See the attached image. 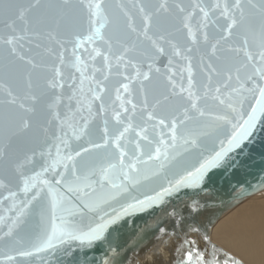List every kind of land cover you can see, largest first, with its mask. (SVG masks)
<instances>
[{
	"label": "water",
	"instance_id": "obj_1",
	"mask_svg": "<svg viewBox=\"0 0 264 264\" xmlns=\"http://www.w3.org/2000/svg\"><path fill=\"white\" fill-rule=\"evenodd\" d=\"M49 2L60 3L61 0H41L42 4ZM235 2L236 0H103L105 5L112 6L108 13L110 19L122 17L120 8L116 7L121 5L133 16L138 26V7L145 6L152 13L149 35L165 50L161 54L152 47L149 40L143 36L137 40L133 35L128 44L131 46L134 43L135 48L126 54L124 62L118 66L115 57L120 54L119 45L113 42L109 53L112 68L105 81L108 90L103 93L106 108L103 113L100 112L101 101L93 100L89 91L90 87H95L97 80H103L102 73H108L102 56H96L93 60L89 55H95L92 53L93 47L99 48L101 52H108L99 39L95 44H86L78 49V54L82 57L80 66L86 65L82 77L76 70L73 45L69 42L73 37L68 33L63 36L66 51L64 63L61 64L57 57L62 49L46 38L43 28L38 29L40 34L30 37L33 41L31 44L27 40L23 41L25 53L40 65L34 71L33 87L28 90L14 70L5 68L4 30L0 24V84L7 82L21 98L26 93L38 98L24 100L26 106L35 108V112L26 114L32 122L27 133L17 134L16 123L6 124L3 119L6 111L3 104L5 94L0 89V264H142L144 257L155 249L163 246L168 248L167 245L170 244L166 242L170 240H175L181 249L192 255L196 253L194 242L198 239L203 240L210 249H221L209 238V230L214 221L232 206L264 190V114L257 113L256 126L248 139L233 149L217 167L209 169L199 185L182 186L163 196L161 201L143 209L129 208V205H136L138 201L155 196L163 188L174 186L175 181L186 174V170L193 171L205 159L214 155L220 149V140H224L226 147L227 139L233 131L232 124L243 123L247 119V113L251 111L250 106L255 104L253 93L248 90L257 84H264V81L259 77L248 80L247 75L251 69L245 70L239 63L243 53L239 56L229 54L233 61L228 65L232 75L230 87H224L222 83L217 85L216 81L221 78L213 77L211 96L217 95L215 88L219 86V95L225 100L224 104L213 100L211 96L205 97L203 88L207 78L200 71L201 59L205 64L208 63L210 45L225 35L223 29L226 21L221 13L225 5L232 12L231 6ZM240 2L246 5L248 0ZM252 2L258 4L259 0ZM217 4L220 5L219 8L214 7ZM133 5L137 7L134 8ZM197 5L208 12L207 19ZM234 14L239 19V10H235ZM185 23L190 25L194 39L189 38ZM202 24L205 26L201 27ZM86 29L85 25L84 34H87ZM111 31L112 25L109 24L101 30V34L107 37ZM205 33L208 35L207 43L204 40ZM239 42L235 35L226 42L221 40L218 47L222 51H218V55L227 54L229 46H237ZM37 43L39 48L36 47ZM173 44L179 48L180 56L173 54ZM185 56L191 57L194 73L191 91L199 97L196 103L198 109L205 113L204 116L191 108L185 71L189 61L184 59ZM169 60L172 61L171 64L168 63ZM133 64L136 65L135 68L132 67ZM55 67H59L64 76L59 81L63 86L50 88L48 82L57 79ZM94 68L101 71L94 73ZM157 68L159 72L156 71ZM237 68H240L239 77ZM137 71L149 72L151 80L143 81L142 76L136 78ZM72 76L75 80L70 78ZM124 76L132 79L124 80ZM169 79L175 84L174 93L172 85L168 83ZM142 82L149 89L147 108L144 107L145 97L140 93ZM121 83L129 84V92L120 88V97L125 101L124 108L127 111L121 108V100L116 98V89ZM156 84L160 87L153 88L152 85ZM181 85L184 91H181ZM255 94L258 95V92ZM128 100L132 103H126ZM133 104L136 105L134 110ZM49 105L52 107L49 108ZM229 105L236 111L233 112ZM117 111L121 114L119 124L114 119ZM149 112H155L156 119L148 120ZM217 116H227L232 124L217 120ZM159 118L165 120V125L158 123ZM173 120L177 124L175 148L172 147L171 138ZM129 124L131 129L121 139L120 146L126 153L123 158L124 171L136 178L138 183L133 184L124 179L120 154L111 144L104 149H92L87 156L82 153L81 157H75V152L82 148H91L93 143L102 144L105 128L112 139ZM217 128L223 129L219 135ZM144 129L146 131L143 135L148 140L136 135L137 131ZM192 136L199 141L195 148L183 143L184 139ZM162 139L165 141L163 145L160 144ZM157 147L161 148L162 153L159 159L155 158ZM69 153L75 159L76 175L72 173L73 161L66 159ZM149 156L153 159H149ZM85 160L86 166L83 164ZM133 163L138 172L127 167ZM109 164L116 165L112 179L117 185L123 186L120 190L112 188L107 181L101 187L100 169L107 168ZM61 173L65 181L79 188L78 193L72 194L74 204H78L80 199L100 195L105 197L100 208L89 212L83 219L80 216L66 217L69 223L65 231L80 234L88 231L89 226L95 227L102 222L101 218L111 219L119 215V219L108 225L98 240H76L64 235L54 241L53 247L37 251L34 245L40 238L51 233L52 225L49 185L44 182L48 181L54 190L66 194L65 187L55 184L56 180L61 179ZM77 176L81 177L79 181ZM84 177H87V181ZM25 181L29 184L28 192L24 191ZM88 183H91V187L87 186ZM37 193L39 197L33 199ZM125 208L129 209L126 213ZM56 223H61L59 213ZM9 229L11 235H8ZM21 251L30 252L31 255L21 256ZM232 260L236 261L234 257ZM183 262L184 258H179L178 264Z\"/></svg>",
	"mask_w": 264,
	"mask_h": 264
},
{
	"label": "snow or ice",
	"instance_id": "obj_2",
	"mask_svg": "<svg viewBox=\"0 0 264 264\" xmlns=\"http://www.w3.org/2000/svg\"><path fill=\"white\" fill-rule=\"evenodd\" d=\"M111 7V5H105L103 0H61L60 3L49 2L47 4H42L41 0H0V24H2L4 30L3 44L5 45L4 60L6 70H14L20 77L23 86L28 90L32 89L34 71L39 68L40 65H38L31 56H28L25 53V45L23 41L27 40L28 43L31 44L33 41L30 39V37L32 35L40 34L38 29L43 28L45 30L44 34L46 35V38L49 41L57 44L62 49L57 57L61 64L64 63V51H66L64 48L65 39H63V36L65 33H68L73 37V39L69 41L73 45L72 55L75 58L76 70L79 71L83 77L86 65L84 67L80 66L82 57L80 54H78V49L82 46H85L86 44H95V42L99 39L107 47L108 52H101L99 48L93 47L92 53L95 55H89L93 60H95L96 56H102L105 69L108 70V73H102L103 80H97L95 87H90L89 91L91 92L93 100L101 101L100 112H105L106 108L103 93L108 90L105 81L108 80L112 68L109 53L112 51L113 42L119 45L118 51L120 54L116 55L115 57L118 66L124 62L126 54L135 48L134 43L131 46L128 44V41L133 37V35H135L137 40L140 39L141 36H143L144 39L149 40L152 47H154L157 52L163 54L165 51L162 46H159L157 40L153 39L149 35L152 25V13L147 11L145 6L138 7L140 19L139 26L137 25V22L133 16L127 10H125L124 6L121 5H116V7L120 8L122 17L110 19L108 13ZM133 7L136 8L137 6L133 5ZM161 7H164V5H161ZM196 7L200 6L197 5ZM214 7L219 8L220 5L217 4ZM231 7L233 9L232 12L229 11V6L225 5L224 10L221 13L226 21V27L223 29L225 35H222L216 41V43H212L210 45L211 53L209 55L208 63L205 64L203 58L201 59L200 71L207 78V83L203 84L205 97L211 96V85L214 76L221 78L216 81L217 85L222 83L224 87H230L232 75L231 68H229L228 65L233 63V61L229 54L239 56L241 53H243V58L239 61V63L245 70L251 69V72L247 75L248 80H253L254 77H259L261 81H264V0H259L258 4L253 3L252 0H248L246 5L241 4L240 0H236L235 4ZM235 10H239V19H237L236 15L234 14ZM181 11H183V9H181ZM200 12L203 13L204 18L207 19L208 12L203 7H200ZM109 24L112 25V31L110 35L105 37L101 34V30ZM85 25L87 26V34H84ZM204 26L205 25L203 24L201 25V27ZM184 27L188 30L189 38L194 39V33L190 25L185 23ZM234 30L236 31L234 32ZM234 35L239 38L240 42L238 45H230L227 49V54L223 56L218 55V51H222V49L218 47L220 45V41L223 40L226 42L229 37ZM204 40L207 43V33L204 34ZM36 47L39 48L40 45L37 43ZM172 49L174 55H181L179 48L175 44L172 45ZM188 51H191V49H188ZM184 59L189 61L185 71L187 72L188 76V98L192 101L191 108L199 111L200 116H204L205 113L198 109V105L196 103V100L199 99V97H196L195 93L191 91L194 86V73L193 66L191 64V57L185 56ZM213 60L216 62L214 63ZM171 62V60L168 61L169 64H171ZM129 63H131V61H129ZM132 67L135 68L136 65L133 64ZM149 68L151 69V65H149ZM99 71H101V69H93L94 73ZM156 71L159 72V68H157ZM236 71L237 76L239 77L240 68H237ZM54 72L57 79L49 81L48 86L50 88H55L57 86L62 87L63 85L60 84L59 81L63 80L64 76L60 68L55 67ZM141 76L143 81L151 80L149 72L140 73L137 71L136 78ZM70 78L75 80L74 76ZM93 79H95V77H93ZM130 79L132 78L129 76H124V80ZM168 83L172 85L174 93L175 84L171 79H169ZM81 84H83V79H81ZM152 87L157 88L160 87V85L156 84L152 85ZM120 88H123L125 92H129V84L121 83L119 88L116 89V98L121 100V108L124 109V111H127V109L124 108L125 101L120 97ZM0 89H3L5 94V99L3 101V104L6 108V111L3 115L5 123L11 124L15 122L18 128L17 134H26L32 126V122L27 118L26 114L34 113L35 108L26 106L24 100H37L38 98L35 95H29L27 93L23 98H21L13 91L12 86L7 82L0 84ZM148 91L149 89H146L142 82L140 86V93L145 97V108H147ZM181 91H184L183 85H181ZM233 91L237 90L233 89ZM248 91L253 93L255 104L250 106L251 111L247 113V119H244L243 123L237 122L236 124H232V121L229 120L227 116L216 117L217 120L224 121L227 124H232L233 131L227 139L226 147L224 140H220V149L215 151L214 155H211L209 158L205 159L203 163H200L199 167H196L193 171L186 170V174L181 176L180 179L176 180L174 186L163 188L161 192L157 193L155 196H149L145 200L138 201L136 205H129V208L139 207L140 209H143L147 205L161 201L163 196L176 191L182 186L199 185L203 181L205 173L209 169L217 167L233 149L239 147L243 141L247 140L256 126L258 119L257 113L259 112L264 114V84H257ZM215 92L217 95L211 96V98L213 100H218L220 104H224L225 100L219 95L221 92V88L219 86L215 88ZM256 92H258V95L255 94ZM165 99H167V97H165ZM126 103H132V101L128 100ZM51 107L52 105H49V108ZM132 107L134 110L136 105L133 104ZM229 107L232 108L233 112L236 111L232 105H229ZM18 113H24L25 115H18ZM114 119L118 124L121 123L120 112L117 111L114 113ZM153 119H156L155 112H149L148 120ZM241 119L243 118L241 117ZM158 123L160 125H165V120L163 118H159ZM85 125H87V121H85ZM130 129L131 124L126 126L123 131L119 132L118 135H115L114 138L110 139L108 130L105 128L103 130L104 139L102 144L93 143L91 148H82L81 151L75 152V157H81L82 153L84 156H87L91 153L92 149H104L111 144L120 154L121 174L124 176V179L133 184L138 183L136 178L131 177L128 172L124 171L125 165L123 158L126 153L121 150L120 146L121 139ZM144 131H146V129L137 131L136 135L141 139L148 140V137L143 135ZM176 131L177 124L176 121L173 120L171 123V138L173 141V148L176 146ZM216 131L219 135L223 132V129L217 128ZM149 143H151V141H149ZM183 143L188 147L195 148L198 146L199 141L195 136H192L190 138L184 139ZM160 144H165V141L162 139ZM137 148H139V143H137ZM57 151L59 153V149H57ZM161 154V148L157 147L155 150V158L159 159ZM66 159L73 161L72 173L73 175H76L74 156L69 153ZM149 159H153V157L149 156ZM83 164L86 166L87 161H83ZM127 167H129L133 172L139 171L134 163L127 165ZM115 168V164H109L107 168L101 167L100 183L102 188L105 181H107L112 188H116L118 190L123 188L122 185H117L112 179V173ZM60 175L61 179L56 180L55 184L57 186L65 187L67 189L66 194H61L59 191L54 190L48 181L44 182L49 185L48 195L51 198L52 225L51 233L46 234L43 238H40L34 245L37 251H42L45 248L53 247L54 241L61 239L64 235H69L71 238L76 240H98L103 236L108 225L114 224L115 221L119 219V215L113 216L111 219L101 218L102 222L97 223L95 227L89 226L88 231L81 232L80 234H77L76 232L65 231V227L69 223L66 217L74 218L76 216H80L81 219H83L89 212L97 211L100 208V205L105 201V197L100 195L96 196L95 198L90 197L88 199H80L78 204H74L72 202V194L78 193L79 188L74 187L73 183L65 181L62 173ZM146 178L147 177H145V179ZM80 179L81 177L77 176V180L79 181ZM83 179L87 181V177H84ZM169 183L171 184V182ZM87 186L91 187V183H88ZM24 191H29L28 181H25ZM38 197L39 193L33 196V199H37ZM128 210V208H125L124 212L126 213ZM58 213L61 222L59 225L56 223ZM8 235H11V229H9ZM19 254L21 256L31 255V253L27 251H21ZM8 259L10 260L11 257ZM192 260V253L189 252L187 254L188 264H191ZM197 264H216V262L205 261L204 258L198 254ZM232 264H237V262L233 261Z\"/></svg>",
	"mask_w": 264,
	"mask_h": 264
},
{
	"label": "bare ground",
	"instance_id": "obj_3",
	"mask_svg": "<svg viewBox=\"0 0 264 264\" xmlns=\"http://www.w3.org/2000/svg\"><path fill=\"white\" fill-rule=\"evenodd\" d=\"M209 238L221 249H210L198 239L194 242L196 253L191 264H197L198 253L209 262H216L219 254L226 264H232V257L237 264H264V190L222 213L210 227ZM166 243L170 244L168 248L155 249L144 257L142 264H178L179 258L188 264L187 253L175 240Z\"/></svg>",
	"mask_w": 264,
	"mask_h": 264
},
{
	"label": "rangeland",
	"instance_id": "obj_4",
	"mask_svg": "<svg viewBox=\"0 0 264 264\" xmlns=\"http://www.w3.org/2000/svg\"><path fill=\"white\" fill-rule=\"evenodd\" d=\"M217 255H218V256H217L216 264H226V263H224V260L221 259V256H220L219 254H217Z\"/></svg>",
	"mask_w": 264,
	"mask_h": 264
}]
</instances>
